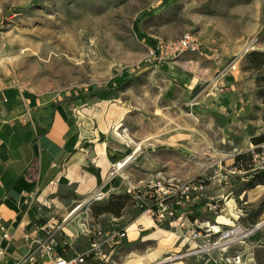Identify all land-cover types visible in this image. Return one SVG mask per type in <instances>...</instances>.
Listing matches in <instances>:
<instances>
[{"label":"rangeland","instance_id":"obj_1","mask_svg":"<svg viewBox=\"0 0 264 264\" xmlns=\"http://www.w3.org/2000/svg\"><path fill=\"white\" fill-rule=\"evenodd\" d=\"M186 31L200 36V51L158 47ZM254 50L264 51V0H0V92L20 87L70 105L98 147L125 151L119 161L140 148L122 170L134 183L204 177L206 193L228 202L223 213L253 229L248 244L264 243V224L254 230L264 192L243 196L248 175L232 169L235 153L264 135V63L256 66ZM242 153L251 163L250 150ZM81 210L77 224L87 218ZM125 214H142L136 199ZM192 215L216 218L204 203ZM74 245L85 250L89 240ZM155 245L138 242L136 251ZM243 260L253 264L245 252Z\"/></svg>","mask_w":264,"mask_h":264},{"label":"crops","instance_id":"obj_2","mask_svg":"<svg viewBox=\"0 0 264 264\" xmlns=\"http://www.w3.org/2000/svg\"><path fill=\"white\" fill-rule=\"evenodd\" d=\"M120 157L110 151H99L94 139L80 128L77 115L70 105L55 102L53 98L39 97L20 87L2 90L0 213L6 220H15V224L20 227L17 237L9 246V256L19 257L26 251L27 244L22 232L33 229L38 221L46 222L53 216L60 218L77 204L83 203L86 197L103 185L115 158ZM116 183L121 188L137 185L125 174ZM263 185L258 184L246 190L243 196L256 200L264 192ZM84 204L78 213L81 215L86 212V219L105 228L112 226L127 229L128 234L107 249L109 251L114 246L111 253L114 263L169 264L182 261V264H191L186 256L178 257L180 252L188 248V243L183 239L179 243L167 228L169 225L156 223L141 205L140 215L116 217L109 213L93 215L91 208H82ZM230 211L235 214L232 209ZM262 213L264 217V210ZM222 216L224 219L220 220L219 216L218 220H233L231 216L226 217V214ZM86 239V236L80 235L74 239L73 245ZM138 242L156 245L137 252ZM238 246L243 248L253 264H264V243L248 244L246 240ZM158 248H162L163 252L157 253ZM124 249L128 251L126 258L120 256ZM83 250L76 248V245L72 248L74 253ZM216 261L222 260L217 257L209 264Z\"/></svg>","mask_w":264,"mask_h":264},{"label":"built area","instance_id":"obj_3","mask_svg":"<svg viewBox=\"0 0 264 264\" xmlns=\"http://www.w3.org/2000/svg\"><path fill=\"white\" fill-rule=\"evenodd\" d=\"M202 45L199 35L194 31H186L177 40L165 42L158 47L181 53L200 51ZM249 150L252 167L245 169L242 161L236 163L235 160L232 170H243L248 177H252L255 172L264 170V140L245 149L246 152ZM245 151L240 149L235 155ZM122 175V170L112 165L103 185L86 197L83 203L107 198L110 192L119 190L116 181ZM106 186L109 187L106 189ZM123 188L156 223L168 224L179 243L182 239L188 243V248L180 252L178 257L195 256L201 264H209L217 257L225 264H244V250L236 249L234 254L231 251L245 243L253 229L236 220H218L228 208V202L223 200V195L213 197L206 193L204 177L186 182L153 178ZM83 203L77 204L61 218L53 216L46 222L38 221L33 229L22 232L27 249L19 257L9 256V246L17 237L20 227L15 224V220H6L0 213V264H116L111 255L114 246L109 251L107 249L119 238L126 236L127 229L112 226L105 228L89 219L80 220L77 227L72 214ZM201 203L205 204L207 211L216 214L215 222L192 218L193 208ZM238 216L241 214L238 213ZM80 235L88 238L89 245L84 251L74 253V239Z\"/></svg>","mask_w":264,"mask_h":264},{"label":"trees","instance_id":"obj_4","mask_svg":"<svg viewBox=\"0 0 264 264\" xmlns=\"http://www.w3.org/2000/svg\"><path fill=\"white\" fill-rule=\"evenodd\" d=\"M139 32L142 36H148L141 30H139ZM251 55H253V59L257 60V64H256L257 67H260L264 63V51L254 50L251 52ZM260 57L261 59H258ZM261 80L264 82V76L261 77ZM108 91H106L104 94L105 98H109V95L107 94ZM260 94L262 95L263 100H264V88H261ZM263 119H264V115H263ZM255 140L257 141V143L261 142L262 140H264V135L262 137L261 136L255 137ZM245 156H246V153L237 154L236 163H238L239 161H242L244 168L250 169L252 167V164L250 162L249 163L245 162L246 161ZM260 183H264V170L255 172L252 177H248V182L246 183L245 188L251 189ZM129 197L133 198V196L129 193H118V192L112 191L106 203L92 206L93 215H99L102 213L109 212V213H112L116 217H120L123 213V209L125 208ZM263 208H264V201L261 204L259 213L263 210Z\"/></svg>","mask_w":264,"mask_h":264},{"label":"bare ground","instance_id":"obj_5","mask_svg":"<svg viewBox=\"0 0 264 264\" xmlns=\"http://www.w3.org/2000/svg\"><path fill=\"white\" fill-rule=\"evenodd\" d=\"M248 45H251V43H248ZM140 148H138L136 151H135V153H130V154H128L125 158H123L121 161H119V159H116V161L118 162L117 164H116V166H118L119 168H120V170H124L126 167H127V165L130 163V161L132 160V158L134 157V155L137 153V151L139 150ZM99 151L101 152V153H103L104 151H110L111 153H113V154H115V155H117V156H122V155H126V153H125V151H123L121 148H118V147H99ZM262 187H264V185L262 186ZM82 206V204L79 206V208ZM235 213V212H234ZM224 219V217L223 216H221L220 217V220H223ZM228 221H230V220H228ZM113 223V222H112ZM156 251H157V253H162L163 252V250H162V248H158V249H156ZM139 257H141V256H139ZM183 262L182 261H179V262H171V263H169V264H182ZM213 264H224L223 263V261H221V262H218V261H216L215 263H213Z\"/></svg>","mask_w":264,"mask_h":264},{"label":"water","instance_id":"obj_6","mask_svg":"<svg viewBox=\"0 0 264 264\" xmlns=\"http://www.w3.org/2000/svg\"><path fill=\"white\" fill-rule=\"evenodd\" d=\"M262 224H264V220H262L261 222H259V224H257V225L254 227V230L257 229L258 227H260Z\"/></svg>","mask_w":264,"mask_h":264}]
</instances>
